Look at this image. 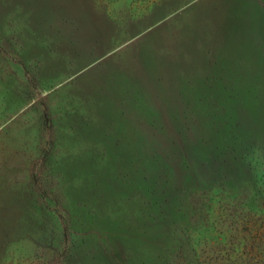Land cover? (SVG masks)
<instances>
[{"label": "rangeland", "instance_id": "rangeland-1", "mask_svg": "<svg viewBox=\"0 0 264 264\" xmlns=\"http://www.w3.org/2000/svg\"><path fill=\"white\" fill-rule=\"evenodd\" d=\"M0 264H264V0H0Z\"/></svg>", "mask_w": 264, "mask_h": 264}]
</instances>
